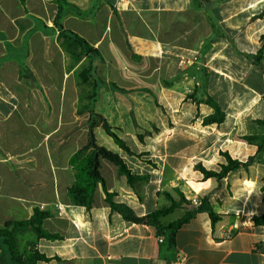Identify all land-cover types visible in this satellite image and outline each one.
I'll return each instance as SVG.
<instances>
[{
  "label": "crops",
  "instance_id": "1",
  "mask_svg": "<svg viewBox=\"0 0 264 264\" xmlns=\"http://www.w3.org/2000/svg\"><path fill=\"white\" fill-rule=\"evenodd\" d=\"M48 1L0 0V229L31 219L35 209L48 212L43 228L58 239L39 238L27 226L15 229L21 253L33 246L50 258L37 264H264V226L252 221L264 213L263 157L243 139L264 135L257 123L264 120V0L64 6L59 23L97 49L88 59L95 74L102 67L104 83L94 86L97 94L84 112V61L69 67L54 25L59 6ZM207 96L225 113L221 124L203 123L215 112L203 102ZM94 114L134 155L101 126L94 130L98 144L106 135L113 145L105 147L133 174L148 177L137 194L103 160L101 173L116 203L145 216L170 205L166 193L178 201V190L190 202L208 197L222 219L213 227L208 213H197L170 245L167 233L159 236L154 226L112 211L101 184L90 207L74 204L70 159L87 144ZM222 153L250 164L219 183L205 179L197 165L219 171ZM193 205L183 204L162 225ZM6 252L0 237V255Z\"/></svg>",
  "mask_w": 264,
  "mask_h": 264
},
{
  "label": "trees",
  "instance_id": "2",
  "mask_svg": "<svg viewBox=\"0 0 264 264\" xmlns=\"http://www.w3.org/2000/svg\"><path fill=\"white\" fill-rule=\"evenodd\" d=\"M21 3H25L26 0H20ZM60 3L64 2L59 0ZM63 12V7L60 6L56 19L54 20V25L58 27L60 35L65 42V45L71 52L73 60L75 63H78L82 60L83 54H86L85 57H89L92 54H97V49H94L88 41L80 36L79 34L66 30L58 22L61 18ZM76 51H79L77 53ZM92 64H89L87 69L84 70L82 78L84 82H88L91 78ZM122 90V89H121ZM203 102H206L214 109L212 115L207 116L203 123L204 124H221L225 120V113L222 111L221 107L214 101L210 96H207ZM88 106L81 108L80 112L87 111ZM99 120H93L88 135V142L85 146L79 149L71 157L70 163L76 171V182L69 189L68 195L71 201L74 204L84 205L90 207L94 202V196L98 184H101L103 191L106 195V203L110 206L111 210L118 212L123 216V218L129 222L137 224H145L154 226L157 229L158 235L168 234V241L170 245L175 244L177 231L185 225L189 220H191L197 213L206 212L208 213L213 227L218 223L222 216L217 214L208 197L200 198L199 206H191L192 208L189 211H186L182 216L168 225H162V219L169 217L176 210L182 207L183 204L192 205L188 201L182 192L176 190L180 196V199L175 200L171 194L166 193V196L170 202L169 206H166L162 209H157L145 216H137L133 209L125 203H116L113 198L114 193L109 192L106 181L101 173L103 160H106L118 168V172L121 175L126 176L129 186L138 194V184L147 181V176L135 175L129 169L127 164L121 158V156L103 145L98 144L94 129L97 126H101L104 133L110 137L114 143L123 151L130 155H134L131 149L127 146L125 141H123L112 129L111 125L105 120L102 115L96 116ZM257 123L264 126V120H258ZM243 139L249 144L256 145L258 147V155L263 157L264 164V135H248L244 136ZM226 159V163L220 165V170H208L202 165H197V169L203 174L205 179H214L218 183L229 176L232 172L240 169L247 168L250 164V161L241 162L235 159H232L231 156L227 153H222ZM264 181V177H263ZM264 192V185L262 187ZM49 217L48 212L40 211L39 209L34 210V214L29 220L18 221V222H7L3 228L0 229V237L3 238L4 246L7 250L6 253L0 255V264H10V261H15L17 264H37L39 261L49 262L50 258L38 252L33 246L30 248L29 252L21 253L18 249L17 238L15 235V229L21 227H30L39 238L46 239H58L59 235L50 233L49 231L43 228V222L46 218ZM252 221L256 226H264V213L261 215H255L252 218Z\"/></svg>",
  "mask_w": 264,
  "mask_h": 264
},
{
  "label": "rangeland",
  "instance_id": "3",
  "mask_svg": "<svg viewBox=\"0 0 264 264\" xmlns=\"http://www.w3.org/2000/svg\"><path fill=\"white\" fill-rule=\"evenodd\" d=\"M64 2L60 3L59 0H49L48 3L49 5H52V4H56L58 5L59 7L62 6L64 8V6H70V7H79V4L82 5V4H87L88 3V0H63ZM49 16L52 17L53 14L52 12H49ZM57 16V15H56ZM56 19V17H55ZM54 19V20H55ZM59 22V21H58ZM56 27V26H55ZM58 28V27H57ZM59 30V29H58ZM68 30V29H67ZM59 35H60V31H59ZM58 40L60 41L61 43V46L63 48V51L68 55V57L70 58L69 60V67H71V65H74L75 64V61L73 60V56L71 54V52L69 51V49L67 48V46L65 45V42H64V39L61 37V36H58ZM77 53H79V51H76ZM98 54V53H97ZM93 55H96V54H92L90 55L89 57H85L86 54H83L82 56V60L81 61H84L83 64H81V68H80V72H79V83L81 84L82 87H84V89L81 88V93H80V96H81V108H85V106H88L87 103L93 99L95 97V95L97 94L96 91L94 92V86H96V84L98 82L100 83H104V80L101 77V74H102V67H96V72H98V74H95V67H94V62L93 61H90L92 56ZM90 59V60H88ZM89 64H92V71H91V78L88 82H84L83 81V78H82V74L84 73V70L87 69V67L89 66ZM88 87V88H86ZM97 87V86H96ZM89 89V90H87ZM89 107V106H88ZM89 110V109H88ZM98 114H94V119H96V121H98L99 119L96 117ZM86 120L84 121H81L80 123V128H81V131L82 129L84 128V126L86 125ZM83 127V128H82ZM99 128V127H98ZM101 128V127H100ZM102 129V128H101ZM95 130V129H94ZM99 131V129H98ZM99 143L100 144H103L104 146H107V147H111L113 145V142L112 140H109L108 137L105 135L103 137H99ZM192 204H194L193 202H191ZM175 217V216H174ZM173 218V217H172Z\"/></svg>",
  "mask_w": 264,
  "mask_h": 264
},
{
  "label": "built area",
  "instance_id": "4",
  "mask_svg": "<svg viewBox=\"0 0 264 264\" xmlns=\"http://www.w3.org/2000/svg\"><path fill=\"white\" fill-rule=\"evenodd\" d=\"M132 1H135V0H117V2H118L119 5H120V4H125V3H130V2H132ZM192 202H193L194 205H196V206H199V205H200V199H198V198H194V199H192ZM59 210L61 211L62 208L59 207ZM159 241L162 242V241H163V237H159Z\"/></svg>",
  "mask_w": 264,
  "mask_h": 264
}]
</instances>
